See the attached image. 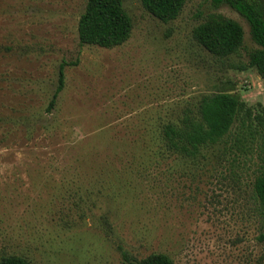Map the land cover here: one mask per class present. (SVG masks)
Instances as JSON below:
<instances>
[{"label": "rangeland", "instance_id": "374dc122", "mask_svg": "<svg viewBox=\"0 0 264 264\" xmlns=\"http://www.w3.org/2000/svg\"><path fill=\"white\" fill-rule=\"evenodd\" d=\"M85 5L0 0V258L128 264L125 251L174 264H264L257 151L215 145L187 158L160 138L203 95L227 91L264 108L246 19L226 4L185 0L161 21L124 0L130 35L106 48L79 42ZM210 13L242 26L235 54L218 57L193 38ZM62 61L64 86L47 111Z\"/></svg>", "mask_w": 264, "mask_h": 264}, {"label": "trees", "instance_id": "16d2710c", "mask_svg": "<svg viewBox=\"0 0 264 264\" xmlns=\"http://www.w3.org/2000/svg\"><path fill=\"white\" fill-rule=\"evenodd\" d=\"M124 0H86L84 11L77 23V35L81 44L110 48L125 42L132 29V21L123 7ZM142 6L161 21L177 17L185 0H140ZM213 8L222 4L230 6L249 24L252 40L258 48L249 55V66L255 67L264 78V3L262 0H211ZM195 41L218 57L235 54L243 41L242 26L231 18L210 13L192 30ZM77 60L69 64H76ZM58 67L57 85L52 93L47 111L56 102L64 86V66ZM162 146L168 152L187 158H196L202 149L219 146L221 154L235 147L244 154L257 151L260 165L252 182L253 197L257 203V215L263 227L258 235L264 240V108L261 104L250 106L236 94L219 91L203 95L195 113L185 114L179 124L165 123L160 129ZM231 142L229 145H227ZM232 157L238 156L232 152ZM128 264H174L162 253H152L137 259L121 252ZM0 264H32L19 255H6Z\"/></svg>", "mask_w": 264, "mask_h": 264}]
</instances>
